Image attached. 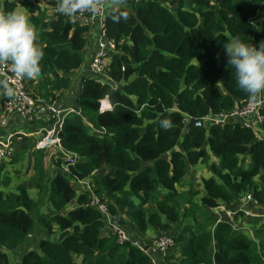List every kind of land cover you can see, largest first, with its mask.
<instances>
[{"label": "trees", "instance_id": "1", "mask_svg": "<svg viewBox=\"0 0 264 264\" xmlns=\"http://www.w3.org/2000/svg\"><path fill=\"white\" fill-rule=\"evenodd\" d=\"M110 1L102 30L59 13L49 18L39 0H0V12H28L37 33L44 55L34 92L79 111L60 133L62 147L78 156L75 165L67 169L54 154L45 166L49 155L38 152L34 189L0 188V245L15 252L37 242L19 264H74L78 257L80 264H152L107 232L117 225L140 243L149 231L172 236L175 248L157 255L159 264H264V217L240 212L248 229L238 221L218 224L214 213L221 203L238 210L246 194L264 212V104L259 115L210 121L252 100L237 87L223 45L264 40V0ZM92 30L96 45L102 32L115 45L105 84L88 75L89 58L84 63ZM105 98L112 109L101 111ZM41 118L32 126L53 125ZM192 119L206 122L190 126ZM206 146L220 165L199 190L190 189L189 171L206 161ZM95 199L108 215L91 205ZM0 264H9L5 253Z\"/></svg>", "mask_w": 264, "mask_h": 264}, {"label": "built area", "instance_id": "2", "mask_svg": "<svg viewBox=\"0 0 264 264\" xmlns=\"http://www.w3.org/2000/svg\"><path fill=\"white\" fill-rule=\"evenodd\" d=\"M64 2L69 6L70 11L58 13L73 17L74 21H79L84 25H92L96 28L104 29L105 20L107 16L106 3L108 0H93L92 7L79 6V0H57L58 6ZM115 45L112 41L106 40L105 32H102L101 37L96 45L93 57L89 64L90 73L97 77V80L104 82L102 76L106 75V68L108 66L110 50ZM0 80L3 88V115L1 125H6L11 117L23 119L27 123L31 124L36 120L42 119L41 117L49 118L53 121V125L47 129L46 134L37 142V149H50L54 146V149L61 152L64 159V165L67 169L69 166H73L78 162V156L70 151L64 149L61 145L60 133L63 129L66 118L72 114H79L73 106L62 105L58 98H41L38 95H34L29 90L24 78L16 77L10 64H0ZM6 88H11V95L7 94ZM264 104L262 98L251 100L241 108H236L230 115L224 114L211 118L210 121L214 124L225 123L230 117L238 116L241 118H247L259 115L260 107ZM110 108L109 103L106 100L101 102V111L108 110ZM261 119V117L259 118ZM255 120L251 122L254 124ZM36 133H28L25 130H17L11 132L5 139L0 140V163L11 160L15 153L19 143L23 142L27 136L35 135ZM92 206L98 207L104 214L108 215V211L105 205H103L99 199H95L91 202ZM261 209V205L252 194L243 195L239 199L238 210H231L223 205H219L214 209V213H218V224L227 223L230 224L237 222V225H242L241 217L236 218L240 212H243L247 217L259 218L263 217L258 211ZM108 217V216H107ZM237 228V226H236ZM113 235H116L117 242L123 246L128 243L138 247L145 254L150 256L152 264H159L156 258L157 255L166 258L169 253L175 248V239L170 235H160L155 237L151 245L147 248L140 243V241H131L127 233L119 226H110L107 229Z\"/></svg>", "mask_w": 264, "mask_h": 264}, {"label": "clouds", "instance_id": "3", "mask_svg": "<svg viewBox=\"0 0 264 264\" xmlns=\"http://www.w3.org/2000/svg\"><path fill=\"white\" fill-rule=\"evenodd\" d=\"M79 6L92 7L93 0H79ZM57 11L68 12L70 8L64 2L59 6L57 4L54 14L49 18L58 14ZM223 48L227 56V65L234 69L237 87L246 93L252 100H256L258 97L264 100V40H261L258 46H253L252 43H245L239 38H233L231 41L224 43ZM114 51L115 47L110 50V57ZM43 55V50L38 44L37 33L29 18L20 11L0 12V64H10L16 77L33 79L40 74V62ZM89 75L98 81L97 77L93 76L90 72ZM102 78L105 81L103 83L100 81L98 82L102 84L110 82L106 75L102 76ZM6 92L9 95L13 94L11 88H6ZM103 100L109 103L110 108L108 110H111L112 105L108 98ZM161 126L165 128L168 127V121H162ZM44 131L46 133L47 128L41 129V135ZM31 132L32 131L28 133ZM51 149H53L54 154L64 162L65 157L61 152L54 148L46 149V151ZM214 175L215 173L212 174V176Z\"/></svg>", "mask_w": 264, "mask_h": 264}, {"label": "crops", "instance_id": "4", "mask_svg": "<svg viewBox=\"0 0 264 264\" xmlns=\"http://www.w3.org/2000/svg\"><path fill=\"white\" fill-rule=\"evenodd\" d=\"M39 1H40V6L42 7V10L46 13V16L50 17L52 14H54L55 9H56V5H57V0H39ZM113 1L114 0H112L110 2H113ZM108 10L109 9L107 8V11ZM23 13L28 17V12L23 11ZM90 38H92V39L89 41V45H88L87 49L84 51L86 53V55L88 56L89 61L91 59L93 51L95 50V35L93 33V30L90 32L89 39ZM34 79H35L34 80L35 82L33 84L32 83L28 84V88L33 93L38 95L37 91L34 92V88L39 83L41 76L39 75V76L35 77ZM0 96H1L0 108L2 111L1 100H3V88L1 86V83H0ZM70 97L71 96L68 95L67 100L71 102ZM61 104L66 105V106H70V105L66 104V102H62ZM34 125L37 127H35ZM34 125L32 126V124H28L23 119L16 118V117H11L8 120L6 125H0V126H2V127H0V140L5 139L11 132L17 131V130H27L29 128V131H32L31 134L37 132V134L26 137L23 140V142L16 145L17 146L16 153L11 160L0 163V188L2 190L6 191V193H13L15 191L17 192V189L21 185L26 186L28 189H34L35 188L32 185L33 182H36V175L34 173L35 170H32V167H31L32 161L26 163L24 160V157L26 155H31V157H34L36 153L41 152L40 150L34 149V145L36 143V140L40 138V135H41V133H40L41 128L40 127H42V122H37ZM1 136L2 137L4 136V138L1 139ZM32 145H33V147H31ZM44 155H47V156L49 155V157H45L43 159L44 165L47 166L49 164L50 157L53 160L54 151L53 150L44 151ZM22 161H23V165L21 164ZM192 170L196 171V174H197L196 176L190 177L192 182H195L196 178H199L202 175H205V174L210 175L209 168H207L206 165L203 168H201L200 170H198V168L195 166V167H193ZM28 179L31 180L30 183L27 181ZM192 182L190 184L191 186H192ZM36 197L37 196L35 195V198ZM71 208H74L73 204L68 207L66 212H68V210ZM243 221H242V225L246 224ZM151 232L152 231H149L148 233H151ZM152 233H154V232H152ZM30 243H32V242L30 241ZM30 243L28 242L24 246V250H27V249L29 250V248H30L29 244ZM35 243H37V242H35ZM20 250H16L15 252H10L4 246L0 245V253L6 254L9 264H19L20 263L21 257L25 253V252L23 253V251H22V253H23L22 254L20 252ZM10 253H11V257H10ZM77 260H78L77 262L80 263L79 257L77 258Z\"/></svg>", "mask_w": 264, "mask_h": 264}, {"label": "rangeland", "instance_id": "5", "mask_svg": "<svg viewBox=\"0 0 264 264\" xmlns=\"http://www.w3.org/2000/svg\"><path fill=\"white\" fill-rule=\"evenodd\" d=\"M15 1H19V0H15ZM0 11H1V5H0ZM20 11V10H19ZM20 12H22V11H20ZM83 58H84V63H87V61H88V56L86 55V53H84L83 54ZM88 75H89V72H88ZM0 83H1V86H2V82H1V80H0ZM264 96V95H263ZM0 99H1V96H0ZM4 118V115H3V107H2V111H1V108H0V125H1V120ZM204 121V124H205V122H206V120H203ZM25 127V126H24ZM25 131H27V132H30L29 131V128L27 129V130H25ZM45 131H44V133L42 134V135H40V138L39 139H37L36 140V146H37V142L42 138V137H44L45 136ZM36 146H34V149H36V150H40V151H43V149H37L36 148ZM31 147H33V145L31 146ZM51 148H54V146H52ZM206 148H207V151H208V158L206 159V161H204V162H201V163H199L196 167L198 168V170H200L201 168H203L205 165H206V167L207 168H209L210 170V175L209 174H205V175H202V176H200L199 178H196V181L195 182H192V186L190 185L191 184V176H196L197 174H196V171H193L192 169H193V167L191 168V170L189 171V175H188V177H187V181L185 182V185L187 186V187H189L190 189H195V190H199L200 189V187L202 186V179L203 178H209V177H211L212 176V174L214 173L213 172V170H212V167H213V165H215V166H219L220 165V158L218 157V156H216V155H214L213 153H211V151L209 150V147L208 146H206ZM46 151V150H45ZM41 154L42 153H44V152H40ZM39 153V155H41ZM39 155L38 154H35V156L34 157H31V155H26L25 157H24V160H25V162L26 163H28V162H31L32 161V165H31V167H33V165H35L33 162H34V160L36 159L37 160V158L39 157ZM249 156V155H248ZM245 159V163H244V165H246L247 167H250L251 166V164H252V162H251V159H250V157H246V158H244ZM21 164L23 165V161L21 162ZM26 165V164H25ZM212 170V171H211ZM2 172V171H1ZM211 172H212V174H211ZM34 173L36 174V171H34ZM203 177V178H202ZM29 183H30V181L31 180H27ZM73 186L75 187V189L77 190V191H82L83 189H86V187L85 186H78V185H75V184H73ZM88 189V188H87ZM182 193L184 192V193H186V191L188 190V189H186V190H183L182 188H178ZM32 192V194H33V196H35L34 194L35 193H33V191H31ZM191 197V196H190ZM198 200L199 199H197L196 201L198 202ZM219 205H223V206H225V207H227L224 203H221V204H219ZM261 205V204H260ZM262 207V206H261ZM202 212H204V211H202ZM217 215H218V213H217ZM260 215H262L263 217H264V212L261 214L260 213ZM219 216V215H218ZM243 221V220H242ZM243 227L244 228H248V229H251V226H249V224L248 223H246V224H243ZM252 235H253V230H251V232H250ZM158 236H160V235H158V234H155V233H147L146 235H144L142 238H141V240H142V242L144 243V242H146L145 244H143V243H141L142 245H144L146 248L148 247V246H150L151 245V242H152V240L155 238V237H158ZM146 239H149L148 241H145ZM29 243H30V241H29ZM29 250H32V249H36L37 248V243H35L34 241H32V243H30L29 244ZM28 250V249H27ZM27 250H24V247H22L21 248V250H20V252L22 253V251H23V253L24 252H26ZM22 253V254H23ZM10 257H11V253H10ZM78 260H76V262L74 263V264H80L79 262H77Z\"/></svg>", "mask_w": 264, "mask_h": 264}, {"label": "water", "instance_id": "6", "mask_svg": "<svg viewBox=\"0 0 264 264\" xmlns=\"http://www.w3.org/2000/svg\"><path fill=\"white\" fill-rule=\"evenodd\" d=\"M190 126H204V121L202 119H192Z\"/></svg>", "mask_w": 264, "mask_h": 264}, {"label": "bare ground", "instance_id": "7", "mask_svg": "<svg viewBox=\"0 0 264 264\" xmlns=\"http://www.w3.org/2000/svg\"><path fill=\"white\" fill-rule=\"evenodd\" d=\"M217 214V213H216ZM215 217V216H214Z\"/></svg>", "mask_w": 264, "mask_h": 264}]
</instances>
